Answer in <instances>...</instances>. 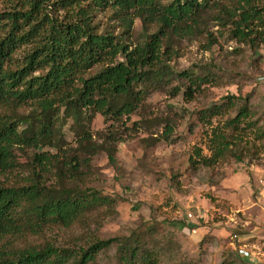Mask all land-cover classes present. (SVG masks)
I'll return each instance as SVG.
<instances>
[{
    "label": "trees",
    "instance_id": "1",
    "mask_svg": "<svg viewBox=\"0 0 264 264\" xmlns=\"http://www.w3.org/2000/svg\"><path fill=\"white\" fill-rule=\"evenodd\" d=\"M0 2V264H96L113 245L121 264H160L159 252L144 248L140 234L132 240L94 237L73 249L37 240L45 230L83 224L112 202L79 185L81 167L91 159L79 151L96 149L89 144L70 151L63 127L69 123L74 133L90 137L86 127L96 115L129 119L145 107L151 89L175 77L186 83L183 96L193 99L213 78L175 75L167 63L178 57L173 43L201 34L206 49L217 44L206 29L211 19L218 35L229 33L253 48L264 42V0ZM136 21L142 39L133 46ZM179 92L174 87L171 94ZM238 100L227 95L224 103L198 112L210 132L209 155L196 148L192 165L211 167L264 152V129L252 120L247 100ZM218 117L223 119L213 121ZM165 128L172 132L170 124Z\"/></svg>",
    "mask_w": 264,
    "mask_h": 264
},
{
    "label": "rangeland",
    "instance_id": "2",
    "mask_svg": "<svg viewBox=\"0 0 264 264\" xmlns=\"http://www.w3.org/2000/svg\"><path fill=\"white\" fill-rule=\"evenodd\" d=\"M4 4L0 2L1 10ZM206 26L217 44L206 49L201 34L180 39L173 43L178 57L167 62L175 75L213 78L193 99L183 96L186 83L175 77L160 90L151 89L145 107L129 119L96 115L86 127L90 137L64 125L70 151L89 144L96 149L79 151L91 156L89 166L81 167L85 175L79 185L112 202L83 224L45 230L38 241L73 249L94 237L132 240L140 234L144 248L159 252L160 264H264V152L211 167L192 165L189 159L195 158L196 148L209 155L205 144L210 132L197 120L198 112L224 103L227 95L239 96L238 103L247 100L252 120L264 129V42L252 48L229 33L218 35L211 19ZM133 29L134 46L142 39L138 21ZM174 87L180 90L175 96ZM96 264H121L115 245L102 251Z\"/></svg>",
    "mask_w": 264,
    "mask_h": 264
},
{
    "label": "built area",
    "instance_id": "3",
    "mask_svg": "<svg viewBox=\"0 0 264 264\" xmlns=\"http://www.w3.org/2000/svg\"><path fill=\"white\" fill-rule=\"evenodd\" d=\"M239 253L241 256H246L247 252L245 250H243L242 248L239 249Z\"/></svg>",
    "mask_w": 264,
    "mask_h": 264
}]
</instances>
